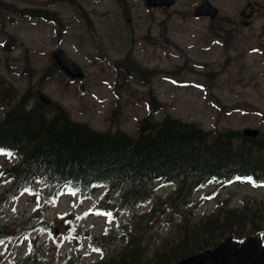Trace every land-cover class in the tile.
<instances>
[{
	"label": "rangeland",
	"instance_id": "374dc122",
	"mask_svg": "<svg viewBox=\"0 0 264 264\" xmlns=\"http://www.w3.org/2000/svg\"><path fill=\"white\" fill-rule=\"evenodd\" d=\"M6 1L56 9L64 25L57 29L59 24L48 18L19 16L0 8V75L16 93L10 104L0 106V116L29 89L34 93L30 102L43 92L74 120L97 130L122 129L134 135L138 120L154 106L153 90L159 120L168 114L211 131L240 132L252 126L259 129V139L264 138V0H257L263 7L249 24L242 23L239 9L253 0H210L218 8L211 19L192 14L200 0H175L168 7H147L142 0ZM5 40L10 41L9 50L2 47ZM55 47L80 65L82 77H68L58 69L43 76ZM127 53L150 74H119L116 67ZM4 160L0 156V164ZM101 187L82 199L64 193L55 202L45 200L52 203L47 215L54 220L50 230L30 235L40 248L37 264H61L67 255L78 261L73 264H89L98 258L89 244L112 242L110 250L125 246L127 240L119 236L115 221L106 223L103 216L90 212ZM170 187L154 186L152 200L137 210L146 214L155 209L150 228L130 232L142 253L138 264H166L154 254L164 245L170 247L176 224L182 219L199 221L223 199L239 208L243 203L264 206V186L212 182L191 195L184 189L185 199L169 197ZM38 203L43 201L22 193L11 200L1 220L37 221L45 213ZM107 225L112 234L105 230ZM5 246L6 240L0 244V264H15L28 253L29 239L16 243L13 250Z\"/></svg>",
	"mask_w": 264,
	"mask_h": 264
},
{
	"label": "trees",
	"instance_id": "16d2710c",
	"mask_svg": "<svg viewBox=\"0 0 264 264\" xmlns=\"http://www.w3.org/2000/svg\"><path fill=\"white\" fill-rule=\"evenodd\" d=\"M19 13L42 16L49 12L22 7ZM10 46L4 42L5 49ZM124 60L127 69L146 72L130 58ZM32 94L26 90L0 116V154L10 158L0 164V234H6L11 243L26 236L32 225L27 220H1L10 200L22 193L43 201L38 205L46 210L50 203L45 200H54L64 186L80 195L105 186L101 201L115 199L121 208L130 210L128 220L134 232L136 226L137 230L150 228L154 220V208L143 221L135 208L151 197L156 180L175 182L174 196L182 199L187 197L184 189L191 193L210 180L229 179L234 173L245 175L254 185H264V138L246 137L235 129L205 130L168 114L158 121L150 112L140 119L134 136L120 130L99 132L72 120L56 101L33 98L30 102ZM15 95L0 75V106L10 104ZM40 184H46L44 189ZM211 213L194 223L182 219L169 239L170 247L164 245L154 258L175 260L213 246L228 234L241 238L263 233L264 206L260 203H243L239 208L222 202ZM4 240L0 235V242ZM39 250L32 244L19 264L40 260ZM141 257L138 243L131 239L119 252H108L100 264H138Z\"/></svg>",
	"mask_w": 264,
	"mask_h": 264
},
{
	"label": "water",
	"instance_id": "95a60500",
	"mask_svg": "<svg viewBox=\"0 0 264 264\" xmlns=\"http://www.w3.org/2000/svg\"><path fill=\"white\" fill-rule=\"evenodd\" d=\"M148 5H170L173 0H144ZM208 13L214 16L217 13L216 7L210 2L203 1L195 7L194 14ZM52 55L56 62L70 75H82L80 67L71 58L65 55L62 49H55ZM40 100L48 102L49 97L45 93H39ZM242 133L255 136L257 128L245 127ZM262 238L258 235L247 236L238 245L230 236H226L213 248H206L197 253L183 257L168 264H264V245Z\"/></svg>",
	"mask_w": 264,
	"mask_h": 264
},
{
	"label": "flooded vegetation",
	"instance_id": "af4514ba",
	"mask_svg": "<svg viewBox=\"0 0 264 264\" xmlns=\"http://www.w3.org/2000/svg\"><path fill=\"white\" fill-rule=\"evenodd\" d=\"M263 7L262 3L253 0V1H246L245 2V7L241 8L242 9V20H247L251 21L253 16Z\"/></svg>",
	"mask_w": 264,
	"mask_h": 264
},
{
	"label": "snow or ice",
	"instance_id": "6c2138e0",
	"mask_svg": "<svg viewBox=\"0 0 264 264\" xmlns=\"http://www.w3.org/2000/svg\"><path fill=\"white\" fill-rule=\"evenodd\" d=\"M8 155H11V153H8ZM70 194H72V195H75V193L73 192V193H70ZM91 211V210H90ZM98 215H104V213H97ZM86 215H87V213H86ZM107 215H111L110 213H108Z\"/></svg>",
	"mask_w": 264,
	"mask_h": 264
}]
</instances>
